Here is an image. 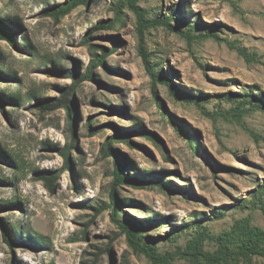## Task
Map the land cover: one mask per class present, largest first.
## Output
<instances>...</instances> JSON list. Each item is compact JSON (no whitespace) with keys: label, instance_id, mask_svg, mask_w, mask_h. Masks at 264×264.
<instances>
[{"label":"rangeland","instance_id":"374dc122","mask_svg":"<svg viewBox=\"0 0 264 264\" xmlns=\"http://www.w3.org/2000/svg\"><path fill=\"white\" fill-rule=\"evenodd\" d=\"M70 1L0 0L12 32L0 31V264H161L112 217L116 161L127 178L114 193L117 218L170 253L164 264H264L188 252L236 249L245 232H264V0H137L147 18L170 16L177 28L157 24L143 38L128 4L120 17L119 0L54 15ZM140 44L170 83H154ZM104 52L70 96L71 114L53 106ZM248 93L260 105H243Z\"/></svg>","mask_w":264,"mask_h":264},{"label":"trees","instance_id":"16d2710c","mask_svg":"<svg viewBox=\"0 0 264 264\" xmlns=\"http://www.w3.org/2000/svg\"><path fill=\"white\" fill-rule=\"evenodd\" d=\"M88 1L89 0H72L69 2V4L62 6L58 9H55L53 11V13L55 16L63 15L65 13H67L72 7H74L78 4H81V3H87ZM126 4H128L138 14V30H139L141 38H143L144 32L147 28L154 26V25H157V24H165V25L169 26L170 28L177 29L176 26L171 23L172 17H170V16H167L164 18L158 17V18H153V19L147 18L146 14H145L146 10L137 5V0H119L118 3L115 4V8H114L116 10L117 17H120L122 15V9H123L124 5H126ZM108 22L109 23H107V24L106 23H100L97 26H95V28L91 29L86 41L87 42L90 41L89 38H90L91 34L93 33L94 29H97L101 26L102 27H112L114 25V23H112V20H109ZM187 27L188 28L185 31V33L189 39H193L195 37L193 30L196 28V26L193 25L192 23L188 22ZM0 31L8 32L6 25L3 24V22H1V21H0ZM8 33H9V35H12V32H8ZM207 35L208 34L200 35V37H205ZM240 51L243 54H245L246 56H249L245 49L241 48ZM140 52L144 56L145 62L147 63L148 67L150 66L149 68H150V72L154 78V83H156L157 80H164V82L170 83L169 78L165 77L162 72L155 71V66L150 65V62L148 59L149 54H148L145 46L142 44H140ZM107 55H108V52H104L101 55L96 53L95 54V56H96L95 60L93 61L92 65L90 66L88 71L81 78L80 77L77 78L76 83L73 84L70 88L65 89L63 92L62 98L56 104H53V106L64 105L65 107L69 108V113H70L71 112V110H70L71 109L70 96L73 94L75 87L79 83H81V81H83V79H90L92 77L94 69L98 65H100L104 62ZM10 96L12 98L16 99L17 101L21 100V97H19L17 94H13ZM252 96H253L252 94H249V93L246 94V96H244L241 99V103L243 105H245L247 103H256V105H260L261 100L258 99L256 102H254L252 99ZM158 100H159V98H158ZM53 106H51V107H53ZM237 108H241V107L237 106ZM104 149H105L106 154L112 153L113 147H112L111 138H109L107 140ZM61 151H62V153L66 159V166L65 167H68L70 165L71 147L63 148ZM113 174H114V180L112 182V190H111L112 200H111V204H109L114 209L113 213H112L113 219L115 221L121 223L122 226L126 229V231L128 233V238H129L130 242L132 243V245H134L135 247L142 248L144 250V252L152 260H154L156 262H160L161 264L166 263L168 261V258L171 256L170 253L160 254V253L153 251L147 245L141 243V238L137 237L136 232L133 231L130 226H128L127 224H123L117 218L118 209L120 208V204H119V199L114 195V193H115V190L117 188V185L122 183L123 181H125L127 179L126 175L124 173V169H123V167L119 161H116V163H115V168H114ZM59 175L60 174L53 172V173H48V174L44 173L43 176H44V178H46L48 185H52L54 183V181H56V179L58 178ZM259 191L264 193V185H263V187H261L259 189ZM256 194L257 193H255V196H256ZM12 225H14V224H12ZM16 227H17V229L21 228L20 225H17ZM191 227L192 228L196 227L199 229L203 226L201 223L196 222V223L192 224ZM197 233H201L202 235H204L207 233V229H205L204 231L199 230ZM263 235H264V232L260 228H255V229H251L249 232L244 233V238H243L244 242L242 244L238 245L236 249H234V248L231 249V248H228L226 246V248L223 247V248H219L213 252H210V251H204L201 247H194V248H191L190 250H188V252L191 254H194V255H201L206 260L213 262V263H216V262H219V261L225 259L226 256L229 255L230 253H235V254L247 256V257L252 256V255L264 256V247L261 246ZM5 238L9 243H12V240L9 238L7 233H5Z\"/></svg>","mask_w":264,"mask_h":264}]
</instances>
